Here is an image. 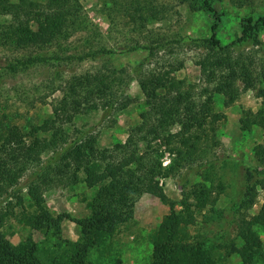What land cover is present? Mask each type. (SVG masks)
<instances>
[{
  "label": "rangeland",
  "instance_id": "374dc122",
  "mask_svg": "<svg viewBox=\"0 0 264 264\" xmlns=\"http://www.w3.org/2000/svg\"><path fill=\"white\" fill-rule=\"evenodd\" d=\"M77 1L81 21L76 20L75 24H80V28L71 27L67 37L41 52L61 58L87 54L89 57L8 72L5 67L9 63L25 59L40 48H18L8 41L0 42V141L6 139L12 127L26 134L25 140L33 139L34 135H29L31 126L53 118V108L64 97L61 90H68L74 76L83 81L99 72L129 71L146 57L144 47L159 44L161 48L153 51L144 73L171 72L177 80L185 82L184 88L194 87L191 91L194 100L207 103L213 114L222 116L200 135L191 161H181L161 148L160 161L166 176L159 179V184L177 212L192 216V222L181 228L170 249L169 263L241 264L233 248L242 245L245 222L259 236L264 254V218L260 216L264 178L257 179L247 197L252 203H242L248 184L246 170L264 174V47L246 46L231 53L233 62L249 66L255 87L246 89L241 81H236L237 96L229 103V97L215 93L214 83H208L200 73L203 60L214 52L207 43L214 19L212 14L193 5L195 1L199 6L200 0ZM211 5L219 17L217 39L221 46L240 37L246 18L256 21L264 17V0H211ZM9 20L8 16L0 15V25ZM255 36L264 43V29ZM101 48L110 54H97ZM57 66L61 75L54 79ZM221 77L219 74L218 79ZM127 95L126 109L107 117L99 111H80L71 123L63 125L64 130L73 137L74 128H94L100 149L124 143L129 131L139 125L140 113L146 110L135 81L130 83ZM242 117L250 120L255 117L258 123L245 129L240 124ZM180 130L175 125L168 128V133ZM37 137L47 138L48 133ZM42 156L45 159L48 155ZM82 177L79 174L77 182L71 178L54 182L43 193L47 210L58 222V230L32 225L36 210L25 191L23 207H15L14 215L5 220L2 230L11 245L26 240L33 243L32 264H65L72 254L71 245L80 242V230L74 221L89 215V201L94 194V189L84 185ZM168 214V204L150 194L140 195L133 207V218L92 246L84 264H151L153 235Z\"/></svg>",
  "mask_w": 264,
  "mask_h": 264
},
{
  "label": "trees",
  "instance_id": "16d2710c",
  "mask_svg": "<svg viewBox=\"0 0 264 264\" xmlns=\"http://www.w3.org/2000/svg\"><path fill=\"white\" fill-rule=\"evenodd\" d=\"M193 5L212 14L214 19L207 39L214 52L203 60L200 73L208 83H214L212 90L215 93L229 97V103H232L237 96L235 82L239 80L246 89H254L255 78L249 66L233 62L231 53L246 46L263 49L264 43L255 35L264 29V17L256 21L246 18L241 24L240 37L230 45L221 46L217 39L219 17L211 0H200L199 6L194 1ZM79 14L77 0H44L42 3L0 0V15L10 18L9 22L0 25V42L8 41L18 48H40L25 59L9 63L5 69L15 72L50 62L80 61L86 57L88 54L61 58L41 52L44 47L67 37L71 27L77 28L80 24H75L76 20L81 21ZM160 48L159 44L144 47L146 57L129 71L99 72L86 76L83 81L74 76L68 83V90H61L64 97L60 105L53 108V118L31 126L29 135L33 134V139L25 140L27 135L12 127L6 139L0 141V264L35 262L31 240L13 246L2 230L5 220L14 215V208L23 207L22 192H26L36 210L32 225L58 230V222L47 210L43 193L54 182L69 178L77 182L79 174L83 176L84 185L94 189V194L89 201V215L74 221L81 238L80 242L71 245L72 254L65 264H84L85 255L92 246L133 218L136 199L144 193L169 206V214L162 219L153 235L151 264H170V249L181 228L192 222V216L177 212L159 184V179L166 176L160 161L163 155L161 148L177 155L181 161H191L199 146L200 135L222 116L213 114L207 103L194 100L191 92L194 87L188 85L184 88L185 82L177 80L171 72L144 73V66L150 61L153 51ZM97 54H110V51L101 48ZM57 69L54 79L61 75L59 66ZM219 74L222 77L218 79ZM132 81L140 88L146 110L140 113L139 125L129 131L124 143L100 149L96 145L98 137L97 132H93L94 128H74L73 137L64 130L63 125L71 123L80 111H99L101 116L107 117L126 109L129 105L127 91ZM257 123L255 117L252 120L247 117L240 119L245 129ZM175 125L181 130L168 133V128ZM42 133H48V137L39 139L37 135ZM43 154L48 155L47 158L44 159ZM260 177L264 178L260 171L246 170V200ZM246 200L242 203H252L250 198ZM260 212L264 218V204ZM255 219L258 221L259 217ZM245 225L241 234L242 245L233 251L240 256L241 264H264L260 238L250 223L245 222Z\"/></svg>",
  "mask_w": 264,
  "mask_h": 264
}]
</instances>
